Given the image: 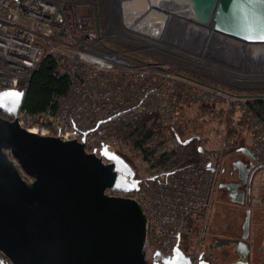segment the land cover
Wrapping results in <instances>:
<instances>
[{"label": "built area", "instance_id": "1", "mask_svg": "<svg viewBox=\"0 0 264 264\" xmlns=\"http://www.w3.org/2000/svg\"><path fill=\"white\" fill-rule=\"evenodd\" d=\"M148 8V0H0V92L25 93L46 58L56 76L68 79L67 90L53 94L40 113L30 114L21 105L14 119L19 127L62 142L84 138V146L117 155L121 141L114 123L154 117L162 127H175L184 107L220 106L239 113L249 151L264 164V125L251 112L250 97L190 77L208 65L204 54L188 51L187 45L204 43L207 32H190L187 16L174 9H161L164 20L146 22ZM210 64L223 76L233 75L229 67ZM218 168V152H202L197 164L157 174L134 195L165 253L195 227L201 239Z\"/></svg>", "mask_w": 264, "mask_h": 264}, {"label": "water", "instance_id": "2", "mask_svg": "<svg viewBox=\"0 0 264 264\" xmlns=\"http://www.w3.org/2000/svg\"><path fill=\"white\" fill-rule=\"evenodd\" d=\"M175 1L186 8L190 32H207L204 43L187 45L192 53L240 70L248 48L264 45V0H168ZM148 3L145 21L164 20L165 8ZM23 98L16 90L0 92V111L13 118H0V250L15 264H135L145 244L147 218L132 198L104 194H132L133 176L85 155L84 138L62 142L19 127L14 119ZM104 153L116 155L102 148ZM238 177L245 181L241 171ZM249 220L247 212L236 242L239 259L248 254ZM174 251L180 253L177 247ZM196 264L209 263L199 255Z\"/></svg>", "mask_w": 264, "mask_h": 264}, {"label": "trees", "instance_id": "3", "mask_svg": "<svg viewBox=\"0 0 264 264\" xmlns=\"http://www.w3.org/2000/svg\"><path fill=\"white\" fill-rule=\"evenodd\" d=\"M54 69L53 61L49 58L39 64L25 89L22 102L24 111L38 114L49 105L53 94H62L67 90L68 79L56 76ZM248 106L264 125V96H250ZM196 110L197 117L223 125L230 134L236 133L232 108L222 109L217 113L205 106H199ZM0 118L11 120L1 111ZM241 129L244 130L243 127ZM113 133L121 141L118 155L129 160L140 176L143 174L142 184L157 174L197 164L203 152L195 141L185 144V141L179 138L175 127H162L154 117H142L132 123H114ZM135 194L136 192H133L131 196L133 200ZM145 217V241L157 246L146 214Z\"/></svg>", "mask_w": 264, "mask_h": 264}, {"label": "rangeland", "instance_id": "4", "mask_svg": "<svg viewBox=\"0 0 264 264\" xmlns=\"http://www.w3.org/2000/svg\"><path fill=\"white\" fill-rule=\"evenodd\" d=\"M81 13H83L82 10ZM251 46L257 47L264 45H251ZM247 55L248 54L246 53L244 62H246L248 59ZM238 74L239 73L234 72L233 75L228 74L227 76V74H224L223 76V73H221L218 70L215 72V70L213 71V67L208 66V69L206 68L203 70H192L190 77L210 87L219 88L229 93H236L238 95L248 96V97L256 96V95L264 96V72L254 73L251 71H246L244 72V74L242 72L241 75ZM219 107L220 106L217 107L214 106V107H210L209 109L212 110V112L217 113L221 109ZM196 109L197 107L194 105L191 107L189 105L188 108L184 107L182 109V113L179 115L178 118V123L175 125V129L179 138L181 139V141H186L188 139H198L199 144L197 146L201 148L203 152L206 151L218 152V161H219L218 171L222 167L223 168L230 167L232 163L235 162V159L233 158L234 151L240 147L249 148L250 146V139L248 134L246 133V130L241 129L239 113L235 110V113L233 114V121H234L233 125L236 130V133L230 134L223 125L206 118L197 117ZM222 109L225 110L224 107H222ZM142 175L143 174L141 173V176ZM259 176H261V178L255 180L252 189V197L254 201L253 203L246 206V204L243 205L233 204L229 200L228 196L222 197L221 193H219L217 188L218 178L216 174V184H217L215 188L216 191L211 208L207 214V217L206 219L203 220V227L205 230L203 232V236L199 241L198 238L200 232L199 229L196 227L193 235L191 236L190 235L187 236L185 232H183L180 241L181 247H188V245H192V248H195V244L198 243H202V244L204 243L205 245L206 242L209 240V238H211L214 241L213 236L216 235L218 236L220 229H221V234L228 235L227 232H222V230L225 231L226 226L227 227L231 226L232 219H238L242 223V221L246 217V213L250 212V210L252 213L251 224H254V219H255L254 217L258 216L261 213V211L264 214V167L260 170ZM226 218L229 220L227 225L225 227L224 226L219 227V224L223 222L224 219ZM201 222L202 219H199L197 222V226H200ZM236 237L237 240L241 239L242 237L241 230L238 231ZM224 247L225 246H222L220 248L222 250H218L221 254L223 252ZM236 248H237V244L236 242H233L231 243V249L227 248L226 250H224V252L227 251L226 253L231 255V253L235 252ZM248 249L249 250L251 249L249 245H248ZM228 254H225L223 258L228 257ZM235 257L238 259V255L237 256L235 255ZM227 260L230 261V259H225L222 261L219 259V264L225 263Z\"/></svg>", "mask_w": 264, "mask_h": 264}, {"label": "flooded vegetation", "instance_id": "5", "mask_svg": "<svg viewBox=\"0 0 264 264\" xmlns=\"http://www.w3.org/2000/svg\"><path fill=\"white\" fill-rule=\"evenodd\" d=\"M7 120V119H6ZM9 120V119H8ZM11 121V120H9ZM195 141L196 145L199 144L198 139H191L189 143ZM80 143L79 141H70ZM84 154L93 156L100 164L109 170H117L118 169H125L128 170L129 173L133 176L132 180L136 183L133 185L134 192H137L139 187L141 186V176L138 170L133 166V164L125 159L122 158L120 155H115L114 157L109 158L107 154L102 155V148L98 147H87L84 146ZM233 158L235 162L232 163L230 167L221 168L219 171L217 170V178H218V191L221 193L222 197L228 196L229 200L233 204L249 205L253 203L252 197V189L255 183V180L261 178L259 176L260 170L264 167L263 163H260L249 151V148L240 147L234 151ZM83 159L79 158V163L81 164ZM239 171H241V176L245 178V181L239 178ZM104 194L108 198H127V196H132V194H120V192L112 191V190H105ZM247 210V209H246ZM245 210V211H246ZM250 215H252L250 210ZM259 215H264L263 212ZM234 216V215H233ZM232 216V217H233ZM202 236L204 227L202 225ZM231 226L228 227V230ZM200 231V229H199ZM201 240V239H200ZM199 240V241H200ZM237 239H232L231 236L227 239L226 245H230L233 242H236ZM222 246H208L207 248L203 247L202 243L195 244V248H192V245H188V247H181L180 242L176 245L177 249L179 250V254H176L173 250L171 253H165L159 247L149 244L145 241V244L140 250L138 257L135 260V264H196L198 260V256L202 255L203 261L209 264H219V259H223L226 252H222V254L218 250ZM216 248V249H215ZM175 249V248H174ZM248 254H246L244 259H236L235 261L231 262L230 264H248L249 256L251 254V249L249 250L246 248ZM227 259V257H226ZM0 264H15L10 257H8L2 250H0ZM264 264V263H262Z\"/></svg>", "mask_w": 264, "mask_h": 264}, {"label": "crops", "instance_id": "6", "mask_svg": "<svg viewBox=\"0 0 264 264\" xmlns=\"http://www.w3.org/2000/svg\"><path fill=\"white\" fill-rule=\"evenodd\" d=\"M254 218H255L254 224H251L252 215H250L249 233H248L247 240L245 242L247 245H249V247H251V254L249 256L248 264H262L264 263V215L263 216L258 215V216H255ZM228 222L229 220L227 218L224 219V221L219 224V227L221 226L225 227ZM243 223H244V220L241 223L238 219H232L231 228L228 230V227L226 226L225 231L222 230V232H227L228 235L221 234V229H220L219 235L213 236L214 241L211 238H209V240L206 242L205 245L203 243V247L204 248L205 247L207 248L208 246L215 247V246H221V244H223L225 245V247L223 248V251L226 250L227 248L231 249L230 245H226L227 243L226 241L229 238V236H231L232 239H237L236 235L238 231L241 230V233H242ZM239 241H241V239L237 240L236 242H239ZM230 253H231V250H230ZM235 255L237 256L236 252L231 253L230 258H229L230 261L227 260L225 263H222V264H230L231 261H235V259H237ZM223 259H226V257Z\"/></svg>", "mask_w": 264, "mask_h": 264}, {"label": "bare ground", "instance_id": "7", "mask_svg": "<svg viewBox=\"0 0 264 264\" xmlns=\"http://www.w3.org/2000/svg\"><path fill=\"white\" fill-rule=\"evenodd\" d=\"M152 3L155 6H159L160 8H165V9H174L176 12L180 11L185 13L184 6H182L179 2L175 1L174 3L168 2V0H152ZM148 9H151L150 6ZM247 55V61L243 63V67L240 70L235 71L234 68H231L234 72L239 73L238 75H241V72L244 74L246 71H251V72H264V46H251L248 48L246 51ZM188 59H194L193 57H188ZM196 59V58H195ZM200 59V58H198ZM209 58L206 59V63L208 66H211V61L209 62ZM209 62V63H208ZM220 69L215 68V72ZM214 71V70H213ZM231 71V72H233ZM233 72V73H234ZM252 74V73H251ZM263 74V73H262ZM263 77V76H262ZM258 78V77H257ZM261 79V78H260Z\"/></svg>", "mask_w": 264, "mask_h": 264}]
</instances>
